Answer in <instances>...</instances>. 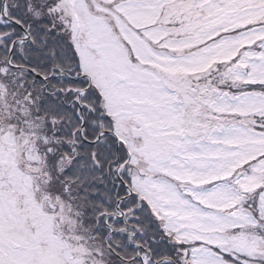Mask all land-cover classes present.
Wrapping results in <instances>:
<instances>
[{
  "label": "snow or ice",
  "instance_id": "obj_1",
  "mask_svg": "<svg viewBox=\"0 0 264 264\" xmlns=\"http://www.w3.org/2000/svg\"><path fill=\"white\" fill-rule=\"evenodd\" d=\"M0 264H264V0H0Z\"/></svg>",
  "mask_w": 264,
  "mask_h": 264
}]
</instances>
